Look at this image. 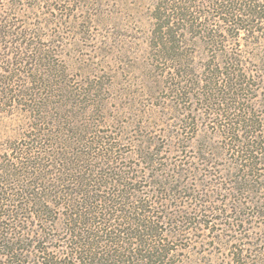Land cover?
<instances>
[{"label":"trees","instance_id":"16d2710c","mask_svg":"<svg viewBox=\"0 0 264 264\" xmlns=\"http://www.w3.org/2000/svg\"><path fill=\"white\" fill-rule=\"evenodd\" d=\"M16 21L0 11V114L26 121L0 158V264H183L179 243L217 223L235 234L230 264H264V113L248 98L264 82V0H157L150 45L184 118L163 149L131 142L134 164L124 135L87 118L104 89L71 86ZM189 36L210 49L200 69ZM205 122L213 133L192 154ZM192 170L211 190L195 192ZM257 221L260 240L246 236Z\"/></svg>","mask_w":264,"mask_h":264},{"label":"rangeland","instance_id":"374dc122","mask_svg":"<svg viewBox=\"0 0 264 264\" xmlns=\"http://www.w3.org/2000/svg\"><path fill=\"white\" fill-rule=\"evenodd\" d=\"M156 3L157 0H0V11H8L20 20L16 23L40 36L34 42L53 53L60 67L68 72L71 86L97 81L102 87L99 90L104 89L99 105L88 109L87 118L102 126L100 130L106 134L125 136L122 150L131 158V164L136 162V158H132L131 142L149 140L147 137L158 149H163L170 141L168 136L178 130V121L184 118L183 113L179 115L170 104L168 84L172 81L165 73L168 66L164 61L157 63L150 45L152 11ZM193 37L187 39L185 52L194 58V64L200 69L210 60L211 52L202 39ZM259 84L248 98L264 113V82ZM104 121L107 125H103ZM25 122L20 111L8 109L0 114V158L13 142L22 138ZM181 132L185 134L183 128ZM212 133V125L206 122L191 130L188 138L193 137V140L187 143L192 154L206 144ZM180 156L193 162L190 154ZM224 163L218 162L219 165ZM189 179L196 181L195 192L211 190L209 185L203 184L198 170H192ZM257 222L251 227L252 232L244 235L260 240L261 222ZM217 236L220 237L217 239ZM234 236L219 223L212 232L197 231L195 236L179 243L180 258L183 264H230L229 240Z\"/></svg>","mask_w":264,"mask_h":264}]
</instances>
